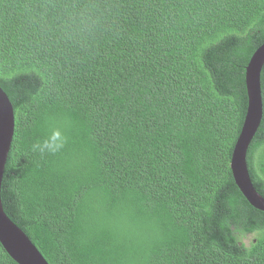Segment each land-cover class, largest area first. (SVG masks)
<instances>
[{"label":"trees","instance_id":"1","mask_svg":"<svg viewBox=\"0 0 264 264\" xmlns=\"http://www.w3.org/2000/svg\"><path fill=\"white\" fill-rule=\"evenodd\" d=\"M263 43L264 0H0L6 213L49 264H264L230 165ZM247 163L264 196V113Z\"/></svg>","mask_w":264,"mask_h":264},{"label":"water","instance_id":"2","mask_svg":"<svg viewBox=\"0 0 264 264\" xmlns=\"http://www.w3.org/2000/svg\"><path fill=\"white\" fill-rule=\"evenodd\" d=\"M264 67V43L246 65L245 82L248 96L246 116L231 156V170L242 194L255 208L264 211V196L256 189L247 163V153L264 113L261 72ZM15 134L13 104L0 86V243L18 264H49L30 237L6 213L2 200V183Z\"/></svg>","mask_w":264,"mask_h":264},{"label":"clouds","instance_id":"3","mask_svg":"<svg viewBox=\"0 0 264 264\" xmlns=\"http://www.w3.org/2000/svg\"><path fill=\"white\" fill-rule=\"evenodd\" d=\"M62 126H56V129L49 135L44 136L32 145V151L40 154L55 155L61 152L67 144V136L60 130Z\"/></svg>","mask_w":264,"mask_h":264},{"label":"rangeland","instance_id":"4","mask_svg":"<svg viewBox=\"0 0 264 264\" xmlns=\"http://www.w3.org/2000/svg\"><path fill=\"white\" fill-rule=\"evenodd\" d=\"M252 238H253V235H249V236L247 237L246 241L248 242V241H250V239H252Z\"/></svg>","mask_w":264,"mask_h":264}]
</instances>
